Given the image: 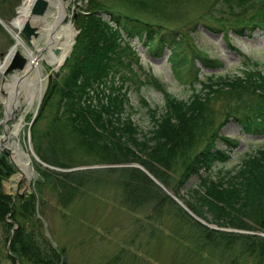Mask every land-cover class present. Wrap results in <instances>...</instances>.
<instances>
[{
    "label": "trees",
    "instance_id": "1",
    "mask_svg": "<svg viewBox=\"0 0 264 264\" xmlns=\"http://www.w3.org/2000/svg\"><path fill=\"white\" fill-rule=\"evenodd\" d=\"M133 1L139 9L132 11L145 13L148 18L119 12L104 0H87L85 13L76 17L79 33L62 67L66 72L49 78L33 123L50 114L47 127L40 134L36 124L31 129L38 143L42 137L50 138V150L54 149L52 144L60 145V157L66 161L54 158L58 157L54 150V157L48 156L38 143L34 145L36 151L43 161L60 168L75 167L74 153L92 156L87 164H140L204 222L225 229L264 233V147L247 153L236 168H225L239 140L220 132L230 122L247 136L264 134V72L243 70L232 77L211 74L200 78L195 60L209 71L221 68L222 63L195 49L191 40L194 56L187 58L182 53L185 32L181 26L172 27L181 18L166 14L168 5L175 0ZM254 8L264 12V0H210L201 18L203 22L195 23L190 30H196L201 23L205 30L221 33L228 42L230 31L239 37L247 30L264 32V18L256 20L251 14ZM134 37L142 39L154 57L169 51L172 73L180 84L200 85V90L192 85L190 98L184 100L165 92L156 80L147 79L146 84L161 90L165 100L159 115L155 109L149 110L152 126L142 135H138L130 115H125L131 106L122 88L132 80L123 74L124 68L133 75L134 83L138 81L132 63L137 64L139 59L129 41ZM117 75L121 77L120 85L115 83ZM217 101L221 103V121L214 111ZM13 171L8 159L0 154V226L6 234V246L12 232L7 259L11 264H67L64 250L53 246L38 219L42 199L33 193L13 201L2 190V181ZM108 171L122 172L118 184L122 202L129 210L149 208L148 220H159L169 207L198 226L206 246L229 250L240 244L243 255H255L264 261L262 236L204 228L141 171L130 167ZM92 181L90 170L64 174L43 170L37 184L49 186L60 207L66 208L76 200L79 190L86 189Z\"/></svg>",
    "mask_w": 264,
    "mask_h": 264
},
{
    "label": "rangeland",
    "instance_id": "2",
    "mask_svg": "<svg viewBox=\"0 0 264 264\" xmlns=\"http://www.w3.org/2000/svg\"><path fill=\"white\" fill-rule=\"evenodd\" d=\"M23 1L24 0H0V15L2 16L0 21H2L3 25L6 24L8 29H10L8 26H10L12 19L17 17L18 8ZM62 1L63 4L66 5L67 17L60 22V25L70 22L78 35L79 30L77 26H75V19L80 13H85L84 10L87 5V0ZM146 1L150 3L149 0ZM104 2L108 5H112V7L119 12L125 11L132 15L148 18L145 13H139V11L136 10L132 11V9H139L135 7L133 0H104ZM209 2L210 0L197 2L194 0H175V2H171V4L168 5L166 10V14L181 18H179L180 20L177 19L175 23H172V27L176 25L183 27L182 32H185L183 42H185L186 45L183 46L182 53L187 55V58L194 56L192 53L194 52V47L190 44L191 40L196 46L195 49L205 52L209 59L213 58L222 63L221 68L211 69L209 71L203 69L201 64L195 60L194 63L200 70V78L210 76L211 74L232 77V75L242 74L243 70L254 71V69H257L264 72V32L260 30L249 32L247 30L244 35L239 37L230 31L228 42L223 39L221 33H211L205 30L201 23L196 30H190L195 23L203 22L201 18L202 15L206 13ZM147 8L149 9V6ZM51 11H53V7L50 8V14ZM160 12L162 13L163 11ZM158 14L160 15V13ZM251 14L256 17V20L264 18V12L256 10V8L251 10ZM47 16L48 18L51 17L50 15ZM155 21L156 19H153V22ZM8 29L0 24V60L5 57L11 46L16 42ZM41 29L47 31V29H43V27H41ZM15 32L34 54H37L17 28H14V33ZM248 34H250V36H248ZM129 41L135 49L139 59L137 64L132 63L133 72L137 74L138 81L134 83L135 79L132 77L133 75L126 68L123 69V74H127V76L132 79L126 81L122 86L123 91L127 93V98L131 106V108L126 111L125 115H130V119L133 120L139 131L138 135H142L147 133L152 126L149 110L155 109L157 115H159L163 110L165 100L161 90L157 89V87L151 83L146 84L147 79H149L150 82L152 79L156 80L161 83L165 92H169L174 97L184 100L190 98L192 85L197 90H200V85L192 84L185 86L178 82L176 76L172 73L171 64L168 60V50L164 51L162 57H154L148 53L146 46L142 44V39L134 37ZM43 43L44 41L39 38V45L43 47ZM16 48L22 51L20 46L16 45ZM40 53L42 56L47 55V50H42ZM37 61L41 70V81L45 90L50 77L55 76V74L59 77L66 72V70H62L65 61L58 71L52 70L53 67L48 65L45 59L38 58ZM114 78L116 85L122 84L119 75ZM1 90L5 91V86H2ZM8 95L9 93L5 92V96ZM2 97L3 95L1 94L0 101L3 103L2 99L4 98ZM42 99L43 97L41 98L40 106L42 104ZM37 101L38 100L34 98L30 104L22 98L18 101V105L11 103L12 106L15 104L13 106L14 114L8 113V118L5 117L3 104L0 102V141L5 152L3 153L0 151V154L5 156L9 163H11L8 155L12 156L14 152L13 145L18 143L19 147H21L30 158L29 164L35 173L31 183H29L27 179L19 177V168L16 162L13 161L14 164L11 163V165L14 171L9 177L2 181V190L14 199L22 195L24 197L25 195L33 193L36 195L37 199H42V204L38 209L39 213L42 211V214L38 215V219L43 224L45 236L52 242L53 246L64 250L67 264H264V261H259L255 255H251V257L243 255L241 245L238 243V245H233L229 250L223 249L222 246H206L198 226L191 225V222L188 221L184 215L176 210L173 211V209L169 207H167L168 210L163 215V218L159 220L155 218H153V220H148L147 215H149L150 212L149 208L142 207L139 210H129L125 207L122 202L119 185L122 172L108 170L137 167L135 169L144 173L147 178L172 201L175 202L169 194L178 200L175 194H172L140 164H87L85 162H90L92 156L85 155L84 157L75 153L73 154L74 156H72V164H74L73 166L75 167L60 168L51 166L43 161L34 146L38 143V140L36 137L33 139L31 129L36 124L35 128L38 134H40L47 127L50 114L45 115L46 117H41L33 124L39 115L38 111L40 106ZM213 106L215 108L214 111L221 116L218 111L221 107V103L217 101ZM221 120H223L222 116L220 121ZM18 123H20V128L17 138L9 137V140L2 142L6 134L14 132ZM220 132L222 135L239 140V145L236 147V150L233 151L231 158L226 162L225 168H236L247 153L253 152L257 147H264V134L257 137L245 136L238 126L230 122L224 124ZM49 139L48 136L42 137L38 145L48 156L53 158L52 152L54 150L55 154L58 155V157L54 158L60 161H66V159L60 157V154L63 153L60 150V145L52 144L51 146L54 149L50 150V145L48 143ZM6 144L9 147H6ZM217 147L224 149L219 144ZM31 150L36 157L47 166L55 169L57 168L59 171L67 170L64 171V173L90 170L93 176L92 183L88 184L89 186H87L86 189L82 188L79 190V195L76 196L74 202L70 203L66 208L60 207L56 193L52 192L49 186L43 185L39 187L37 182L40 179V172L43 170L64 173L40 165L34 157H32ZM156 183L163 185L166 190L164 191ZM191 184H194V182L191 181ZM180 193L184 195L183 192ZM175 204L177 203L175 202ZM177 205L184 213L188 214L181 205ZM183 206L186 207L185 204ZM189 212L191 213L190 210ZM189 217L193 222L195 221L190 215ZM195 222L202 225L204 228L215 231L252 234L264 238L263 232L259 234L254 232L249 233L241 230L237 231L230 228L225 229L216 227L204 221L206 225L198 221ZM3 232L4 230L0 226V264H11V261L6 257L7 246L4 244V235L6 236V234Z\"/></svg>",
    "mask_w": 264,
    "mask_h": 264
},
{
    "label": "bare ground",
    "instance_id": "3",
    "mask_svg": "<svg viewBox=\"0 0 264 264\" xmlns=\"http://www.w3.org/2000/svg\"><path fill=\"white\" fill-rule=\"evenodd\" d=\"M27 1L29 2L31 0ZM51 2L53 5V11H51V14L50 11L48 13V15H50L51 17L48 18L47 16V18H45L43 21H39L38 23V25L40 24V27H43V29H47V31L44 30L42 36L39 37L44 41V45L43 47L40 46L39 41H37L35 45L36 48L41 51L47 50V55H43V59H45L46 62L53 67L52 70L55 71L57 67L62 64L66 54L70 50V45L73 39V32L70 26L60 25V20L67 17L66 5L63 4L62 0H51ZM25 15L26 8H23L19 11L17 18L13 22V25H10L8 27L10 28L13 38L17 41V45L20 47L22 46V49H25L26 52L31 51L33 55L34 52L24 43V41L16 32L14 33V28L20 26L24 22ZM33 56L31 57V59L33 58ZM27 71L28 72L25 74V76H22L20 79L16 77L14 81L15 83L10 84L8 89L4 91L9 93L7 98L2 99L7 113L12 112L13 106L15 104L18 105V101L20 99L24 98V100L29 103V101L31 100V95L33 99L35 98L37 100L39 98V95L43 93L42 91L44 85L41 81V70L38 61H34ZM11 103L15 104L12 106ZM19 124L20 123L17 124L13 133L10 132L9 134L5 135V137H7V140H9V137L17 138V134L20 128ZM5 146L9 147L7 144ZM13 147V154H16V156L12 154L11 157L14 159L17 167L19 168V177H23L27 179L29 183H31L32 177H34L35 173L33 171V168H31L29 164L30 162L28 164H24L26 160L22 159V156L26 155V153L21 149V147H19L18 143H15ZM16 147L17 150H15Z\"/></svg>",
    "mask_w": 264,
    "mask_h": 264
},
{
    "label": "water",
    "instance_id": "4",
    "mask_svg": "<svg viewBox=\"0 0 264 264\" xmlns=\"http://www.w3.org/2000/svg\"><path fill=\"white\" fill-rule=\"evenodd\" d=\"M51 7H53L51 0H31L29 2L27 0H24L22 2V4L20 5V7L18 8V13L23 8H26V15H25L24 22L20 26H18L16 28L22 34L23 38L26 39L30 43L31 47L37 52V54H35V55L33 54L34 55L33 56L31 51L30 52H26L25 49H22V46H21L22 51L17 50V48H16L17 41L15 42V44L13 46H11V48L9 49V51L5 55V57H3L0 60V77H1V80H0V83H1L0 84V93L3 95L2 98H4V99L7 98V96H5V92L3 90H1L2 86H5V89L7 90L10 84L15 83L14 81H15L16 77H18L20 79L22 76H25V74L28 72L27 70L30 68V66L33 64L34 61H37L38 57L40 59L41 58L43 59V56L40 53L41 50L37 49L36 45H35L37 43V41H39V37L41 36V34L44 31V30L41 29L40 24L38 25V23H39V21H43L45 18H47L48 12H49ZM16 18L17 17L12 19V21L10 22V25H13V22H14V20ZM62 20L63 19H61L60 22ZM0 24H2L3 27L8 29L6 24L3 25L2 21H0ZM66 25L70 26L72 28L73 39H72V42H71V45H70V50L66 54L65 59L63 60L62 64L67 59V57L70 55V52L72 51V48H73L72 46L75 43V37L77 35V32L74 29V26H72L70 22H68V24H64V26H66ZM8 31L11 33L10 29H8ZM12 37H13V35H12ZM32 56H33V58L31 59ZM48 65H50V64H48ZM60 66L57 67V69L55 71H58ZM7 77H10V78H7ZM15 87H16V85H15ZM44 90H45V87L43 88V91H42L43 93L41 95H39V98L37 99L38 100L37 103H38L39 106H40L41 98L43 97V94H44ZM30 98H31V100H33L32 95H31ZM31 100L29 101L30 104L32 102ZM1 104H3V103L1 102ZM3 108H4V111H5L4 115H5L6 118H8V113H7V110H6V107H5L4 104H3ZM11 113L14 114V110H12ZM29 140H30V137H29ZM4 141H7V137H4L2 139V142H4ZM0 143H1V141H0ZM15 150H17V147L15 148ZM0 151L5 153L4 152V148L1 146V144H0ZM13 155L16 156V154H13ZM31 155H32V157H34V159L40 165H43L44 167H47V168H49L51 170L59 171L57 168L55 169V168L49 167L46 164H44L43 162H41L39 160V158L36 157V155L33 153L32 150H31ZM8 157L10 158L11 163L14 164V162H13L14 160L11 157V155L10 156L8 155ZM22 157H21L22 159L26 160L24 164H28L30 162V158L27 155H23ZM135 168H137V167H135ZM64 171H67V170H63V171H59V172H63L64 173ZM150 178L153 179L152 177H150ZM156 184L160 188H162L164 191L166 190L163 185H161L159 183H156ZM169 196L172 199H174L177 204L181 205L182 208L184 209V211H186L191 217H193V219L195 221H198L199 223H201L203 225H206L199 217L194 216L193 214H191L189 212V210L185 206H183L184 204H182L174 196L172 197L171 194H169ZM22 197H23V195L20 198H22ZM10 241H11V237H10L9 243H10ZM9 243H8V246H7V252L8 253H9V246H10Z\"/></svg>",
    "mask_w": 264,
    "mask_h": 264
}]
</instances>
